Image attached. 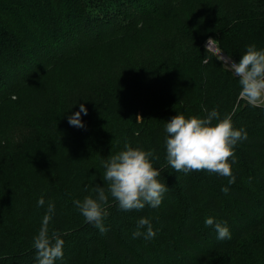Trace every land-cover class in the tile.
I'll return each instance as SVG.
<instances>
[{
    "label": "trees",
    "instance_id": "trees-1",
    "mask_svg": "<svg viewBox=\"0 0 264 264\" xmlns=\"http://www.w3.org/2000/svg\"><path fill=\"white\" fill-rule=\"evenodd\" d=\"M184 1L0 0V105L9 96L31 101L25 116L0 108L2 144L15 149L5 150L0 168L10 170L15 155L26 157L37 136L47 143L53 137L59 145L53 152L29 149L37 162L63 161L70 153L77 158L73 167L80 168L62 176L55 167L38 171L32 177H41L40 183L33 181L29 191L19 187L12 204H2L0 264H36L33 238L49 204L54 206L49 236L56 232L64 240L63 257L55 264H264V106L240 98L239 78L204 47L212 37L217 50L236 62L251 44L264 49V0L205 3L187 24H170L155 60L124 62L118 79H98L111 65L97 72L90 62L86 67L98 48L128 45L132 38L124 47L131 52L135 42L150 43L152 27L167 32L162 19ZM193 61L189 74L183 68ZM76 68H88L90 79L77 90ZM63 88L66 94L55 95ZM80 104L92 112L80 118L83 127L71 126L68 118ZM213 109L221 118L230 115L234 127L247 133L230 158L233 184L205 170L177 172L166 161L167 121L177 114L206 117ZM139 112L146 118L141 124ZM125 144L153 152L168 190L159 206L140 210L121 211L109 197L107 231L101 233L74 201L95 198L97 185L107 189L104 161ZM2 175L0 193L6 188ZM40 197L45 203L38 207ZM141 217L156 233L150 240L133 236ZM207 218L226 222L231 238L218 240L215 227L205 225Z\"/></svg>",
    "mask_w": 264,
    "mask_h": 264
},
{
    "label": "clouds",
    "instance_id": "clouds-1",
    "mask_svg": "<svg viewBox=\"0 0 264 264\" xmlns=\"http://www.w3.org/2000/svg\"><path fill=\"white\" fill-rule=\"evenodd\" d=\"M230 67L239 78V96L252 107L264 106V49L258 50L255 44L247 46L239 61H233ZM81 113L87 115L83 104H80V111L69 116L71 126H84L80 119ZM214 120L216 123H213ZM165 132L166 161L172 169L184 173L205 170L227 178L229 184L235 183L230 158L234 156V146L246 139L247 133L242 128L234 127L230 115L221 118L216 109L206 117L177 114L167 121ZM153 160L152 151L128 144L122 151L110 155L104 161L102 178L107 182V189L97 185L95 198L89 195L83 201H74L85 221L101 233L106 232L104 220L109 215L106 207L109 197L117 202L121 211L140 210L146 204L159 206L168 188L160 180L161 172L154 166ZM221 190L228 191L227 188ZM44 203V198L40 197L37 206L41 207ZM53 211L54 206L49 204L41 227L33 238L36 264H55L64 254V240L60 235L53 232L49 236L48 226ZM205 225L215 227L218 240L231 238L226 222L214 223L213 218H207ZM145 227L147 231L142 233L140 229ZM155 234L150 220L147 217L139 218L134 238L144 235L145 239L150 240Z\"/></svg>",
    "mask_w": 264,
    "mask_h": 264
},
{
    "label": "rangeland",
    "instance_id": "rangeland-1",
    "mask_svg": "<svg viewBox=\"0 0 264 264\" xmlns=\"http://www.w3.org/2000/svg\"><path fill=\"white\" fill-rule=\"evenodd\" d=\"M211 4L212 0H185L182 4V6L175 8L174 11L169 12L166 18L162 19L167 25L168 31H161L159 26L152 27V30L154 32L149 35L150 43H141V42H135L131 47L132 51L129 52V48H124L125 46H128L131 44L132 38L127 44H116L117 46L114 47H101L98 51L95 50L94 54L90 57L88 60L86 67H88L89 62L90 65L93 66L95 71L97 72L103 67L112 66V70L109 72L103 73L98 79H101L102 82H109L115 79L120 78L118 68L121 67V65L125 63H131V62H144L145 64L151 63L153 60H155L156 55L158 51L160 50V46L163 44L164 41L167 40V38L170 36V24L174 21H181L185 24H187V21L190 20L192 17V13L195 12L199 8H204L203 6L206 4ZM213 39L212 37H208L204 41V47L210 50L214 55L218 56L225 67V69L229 70L232 74L234 72L232 71L230 65L233 62L227 55L223 54L222 52H216L214 49ZM218 51V50H217ZM226 57V59L222 58ZM187 69L189 71V74L195 70V63L190 62L187 64V67H184L183 70ZM182 70V71H183ZM84 71L85 75H82L80 72ZM79 72V69L76 68L75 74H74V80L73 82H77L80 85L76 87V90L83 86L85 82H87L88 79V68L82 69ZM222 77L225 76V73H221ZM54 78V77H52ZM222 79V78H221ZM219 82V80H217ZM119 85V83H118ZM133 94H135V91H133ZM60 94H66V88H63L61 91H58L55 95ZM54 95V97H55ZM241 98V97H240ZM32 100V99H31ZM134 101V100H133ZM4 104L0 105V108H3V110L8 112H18L19 114L27 115L28 111L30 109V100H25L24 102L21 99H17L16 97H7L6 100L3 101ZM32 103H35L32 100ZM125 106H129L131 103L130 101L125 102ZM38 104V103H37ZM87 109V115L90 114V109L84 106ZM78 111H80V107H77ZM90 112V113H89ZM86 115L84 113H81V117H85ZM11 120L8 121L10 123ZM137 121L139 124L142 122L144 123L146 121V118L144 117L142 112H139ZM7 123V124H8ZM4 124V119L2 116H0V127ZM4 130L0 134V149H3L0 151V159L3 155L8 154L10 151H14L15 149H11L10 146L5 147L2 142L4 141L2 139V135L4 134ZM15 132H12L11 135L13 137ZM50 143H47L43 136H37L35 137L31 145L28 146V148L32 151H56L59 145H57V142H55V139L53 137H50ZM5 145H8V143L5 140ZM29 149H26L27 156L21 157V155H15L13 158H9L11 160V169L4 172L3 167L0 168V173H2L3 177L6 179L4 182L3 191L0 193V210L2 209L1 206L9 207L12 204L13 198H15V195L17 193L18 188L21 186L25 187V190L27 187L32 186L33 181H37V183L41 182V177L35 178L32 177L33 174H36L38 171L41 172H48L50 168L55 167L59 173L63 174V171L65 170H71L76 171L77 169L80 170V168H74L73 164L77 160V158H73L72 156H69V154L64 155V160L60 161L56 157L54 159H47L48 163L42 162L39 163L35 160V157L37 155H34L29 151ZM2 160H0L1 162ZM77 170V171H78ZM10 176H15L14 178H9ZM7 182V184H6ZM24 190V191H25ZM26 191H29L28 189ZM4 192V193H3Z\"/></svg>",
    "mask_w": 264,
    "mask_h": 264
},
{
    "label": "water",
    "instance_id": "water-1",
    "mask_svg": "<svg viewBox=\"0 0 264 264\" xmlns=\"http://www.w3.org/2000/svg\"><path fill=\"white\" fill-rule=\"evenodd\" d=\"M215 48L217 49V47H216V46H215ZM216 49H215V51H216V52H219V51H217ZM222 58L226 59V57H222Z\"/></svg>",
    "mask_w": 264,
    "mask_h": 264
},
{
    "label": "bare ground",
    "instance_id": "bare-ground-1",
    "mask_svg": "<svg viewBox=\"0 0 264 264\" xmlns=\"http://www.w3.org/2000/svg\"><path fill=\"white\" fill-rule=\"evenodd\" d=\"M214 49H216V48H215V45H214ZM216 50H217V49H216Z\"/></svg>",
    "mask_w": 264,
    "mask_h": 264
}]
</instances>
